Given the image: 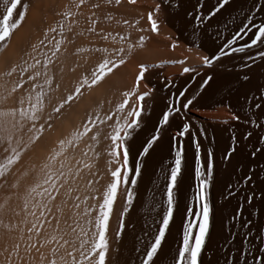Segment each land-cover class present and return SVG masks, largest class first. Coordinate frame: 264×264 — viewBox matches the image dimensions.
Returning <instances> with one entry per match:
<instances>
[{"label": "snow or ice", "instance_id": "1", "mask_svg": "<svg viewBox=\"0 0 264 264\" xmlns=\"http://www.w3.org/2000/svg\"><path fill=\"white\" fill-rule=\"evenodd\" d=\"M113 2L120 6L122 0H107L108 4ZM135 2L136 0H127L128 4ZM232 3L233 0H217L215 7L207 15H200L199 11L194 9L193 13H185L184 17H177L176 22L182 25L184 31L191 29L193 34L197 31L203 34L204 29L201 25L204 22L210 25L217 13L223 17ZM85 5L86 0H70V3L56 10V19L51 22L41 19V26L35 38L27 41V46L20 49L16 59H10L6 55L0 56V63L4 64V69L0 71V181H3L0 187L8 188L11 192L10 195L0 198V257H3L0 264H121L120 248L125 227L123 216L133 204V189L141 175V160L155 151L154 145L162 139L161 131L174 126L178 131L171 139L176 141V150L164 172L166 183L161 203L165 207L160 219L156 221L157 227L152 228L151 235L145 232L148 239L143 251L140 248L136 251L141 254L140 264H160V261L168 256L164 244L171 233L170 226L174 220V212L179 208L181 184L187 173L189 179L194 175L196 190L194 206L186 207L184 215L195 216L196 220H182V233L174 249L169 250L173 253L171 257L173 264H203L201 256L206 250V241L210 237L212 216L206 189L211 187L214 162L210 158L211 154H208L202 165L199 143L195 144L194 166L188 159L178 138H183L189 133L190 124L182 122L185 118L181 116L182 130H179L180 123L172 117L174 112L179 113L181 109L175 108V101L171 97L167 95L158 97L157 92L147 86L145 74L149 68L146 63H139L138 72L131 86L120 93V98L114 107L103 117L98 112L95 116L89 115L79 128L74 129L68 136L58 139L39 164L32 161L29 156L42 140L45 128L52 129L53 124L50 121L53 114L58 115L65 105L81 94L82 88L97 86L109 73H112L113 69L124 65L125 55L130 56L136 47L130 43L127 45V51L124 47L114 50L112 53L114 59L109 58L107 48L77 47L76 54L95 52L102 53V57L90 75L81 77L74 90L61 98L60 102L46 113V99H50L49 90L55 91L52 89L55 71H64L61 59L64 55L62 48L66 51L68 45L73 43L69 34H75L74 29L79 24L78 16L81 14L79 10ZM92 7L99 8L100 5L93 4ZM257 7L261 13H264V4ZM39 8V4L27 3L23 0H0V53H7L12 47L13 39L25 29L26 24L29 25V31L36 29L35 20L30 22L29 19L30 9L38 13ZM176 8H179V3ZM222 9L224 12H221ZM154 13H160L158 4L147 14L150 28H138L137 31L160 34L159 27L167 23L168 17L166 15L155 17ZM108 19L111 20L112 17L109 16ZM245 19L249 22L243 24L241 21L242 26L238 25L236 32L237 37L241 39L246 37L243 40V47H232L231 52L246 53L247 49L255 48V55H247V59L253 63L259 59L260 63L256 64L255 69L247 63L244 64L245 68L255 73L257 69H264V16L259 22L254 16L246 15ZM124 23L127 24L128 21L125 20ZM87 24L88 33L101 35L96 32L97 20L93 16L87 17ZM83 34L79 33L81 36ZM107 38L102 36V39L107 40ZM124 39L125 37H121V40ZM145 40L144 36L139 37V47H144ZM232 43L233 40H228L219 50L213 45L207 55H198L197 59L205 68L212 69L214 62L230 55L225 49L231 47ZM170 47L175 49L178 45L172 43ZM174 63L182 66V74L196 71L192 67L183 66L184 60ZM154 66L160 67V65ZM240 79L245 82L242 87L247 91H251V86H255L259 93V97H252V103L249 105L250 115L256 117L255 121H251V127L264 129V119H261L264 117V85H254L253 77L248 74H244ZM142 80L145 82L143 90ZM212 80V75H206L201 87L205 85L210 87L209 82ZM164 87L167 88L168 84L166 83ZM247 91L244 93L246 100ZM179 95L185 97V92L180 91ZM158 99L163 100L164 107L156 116L150 138L142 143L140 149H136V155L140 160L136 161L133 169H130L129 157L133 154L136 141L133 133L141 130L142 124L146 128L148 122L152 121L151 110H154ZM203 99V96L199 100L196 97H185L186 102H183L182 108L186 111L190 105L195 107V103ZM253 107L257 111H252ZM231 119L237 121L239 116L233 114ZM97 121L100 124L106 123L110 129L105 134V139L109 141L107 149L109 179L99 191L92 188L94 181L88 179L86 181L88 194L81 197L78 182L83 179L84 172L97 177L96 183L99 182L97 172L93 170V156L87 149L82 152V158L69 157L67 152L69 148L75 149L85 137H89L92 142L88 148L95 147L100 135ZM248 122L246 120V123ZM93 129L97 130L93 131ZM253 135L255 133L249 131L243 134L242 139L249 140ZM190 140H192L191 136ZM192 142L195 143L194 140ZM258 142L264 145V136H259ZM252 143V151L245 152L247 145L239 146L237 138L233 137V146L226 150L224 160L229 161L230 157L241 155L245 158L251 157L252 159L248 161L250 164L257 155L264 158V147H257L256 142ZM245 168L247 173L243 175V180L251 181L257 176L247 164ZM236 171L242 170L237 168ZM129 183L132 187H128ZM121 186L126 193V200L120 213L119 227L113 235H110V218ZM256 187L260 192L257 198L264 209V177L259 178ZM229 196H232L231 191ZM252 199L251 195L247 197L249 203ZM89 200L91 204L88 203ZM239 214L240 209L237 210V215ZM250 223V221L245 222L243 227L248 228ZM249 235L245 234L244 239H249ZM258 251L261 253L258 259L254 254L252 260L244 255L242 262L240 256L227 257L226 264H264V246L258 247Z\"/></svg>", "mask_w": 264, "mask_h": 264}, {"label": "rangeland", "instance_id": "2", "mask_svg": "<svg viewBox=\"0 0 264 264\" xmlns=\"http://www.w3.org/2000/svg\"><path fill=\"white\" fill-rule=\"evenodd\" d=\"M199 1L200 0H136L134 4H128L127 0H122L121 5L117 6L114 2L108 4L107 0H86V5L79 10L81 14L78 16L79 24L75 26L74 29L75 34H69V38L73 43L68 45L66 51L62 48L64 55L61 59L64 71H55V82L52 85V89L55 91L51 89L49 90L50 99H46V113L50 112L51 107L58 104L61 98L66 97L74 90V86L81 77L90 75L91 71L94 70L95 65L102 57V53L95 52L76 54L77 47H87L91 49L107 48L110 59L115 58L112 56V53L120 47H124L125 51H127V45L130 43L136 45V47L130 56L125 55L126 63L113 69L112 73H109L103 81L97 85L98 87L93 86V90L92 88L87 87L82 88L81 94L74 98L73 101L69 102L68 105H65L58 115L53 114V118L50 121L53 124L52 129L49 130L45 128L44 135L46 136L43 135L42 140L35 146L33 152L30 153L29 156L32 154L35 156L34 153L36 149L44 150L47 146L49 147L50 136L53 130L58 131V141V139L62 138L64 127L72 129L73 127L79 128L89 115L95 116L97 112L103 117L112 107H114L115 103L120 98V93L131 86V82L138 72L139 63H146L148 65L149 71L145 74L148 82L147 86L152 87L154 92H157L158 97H165L166 95L171 97L175 101V108L181 109L179 113L174 112L172 117L177 119V123L181 124L179 130H182V122H188L190 124L189 133L183 138L178 139L180 140L188 159L192 161L193 166L195 153L193 150H195L196 143L199 142V144H202L201 136L206 135L205 129L212 128L223 131L230 129L233 130L235 126L242 124L244 120L240 117L237 121L231 119V116L236 113V109L227 102L219 101L207 104L201 100L199 103H196L195 107L190 105L189 109L186 111L182 108L183 102H186L184 99L185 97L193 98L195 96L196 99L199 100L200 97L203 96L202 93L207 85L203 88L201 85L202 80L206 75H212L214 77L217 70L220 72V68H224V66H227L230 62L231 64H228V68L225 67L227 70L224 68L225 71L221 70V74H228L230 78L235 79L237 84L234 87V93L241 95L242 99L245 97V90L242 87L245 82L243 80L239 81V78L243 76V74H248L249 76L252 74L248 68L244 67V64H249L251 62V60L249 61L247 59V55H250L251 53L253 54L252 51H254L255 48L249 49V51L247 49L246 56L243 57L242 61H239L235 60V58L239 55L243 56L245 53H232L231 47H229V49H226L225 51L230 53V55L227 57H221L220 62H214V67L212 69L205 68L201 61L197 59L198 55H207L208 51H210L209 49L213 47V44L208 45L205 44L204 41H200L196 33L193 34L191 29L184 31L182 25L176 22V18L184 17L185 13H193L192 8L199 10L200 13H205L206 9L204 3H201L202 0ZM23 2L39 4L40 6L38 13L30 9L31 12L29 19L30 22L33 19L35 20L36 29L34 31H29V25L26 24L23 32L26 33L27 44V41L30 40L32 34L35 32V36L39 31L41 19L46 22H51L53 19H56V10L60 9L63 5L70 3V0H23ZM177 3H179L178 9L176 8ZM93 4H99L100 7L93 8ZM157 4L160 7V13H154V16L160 17L166 15L168 17L167 23L160 25L159 27L160 34L153 35L150 31H137L138 28H150L147 23V14L149 10L155 8ZM214 7L215 6H212L210 9L212 10ZM73 10L75 11V9ZM253 11H251L252 13L250 16H254L256 21L259 22L262 16H264V13H262V15L258 9ZM257 14L259 15L257 16ZM89 16H93V18L97 20L96 32L101 35L90 34L86 31L88 26L87 17ZM109 16L112 17L111 20L108 19ZM125 20L128 21L127 24L124 23ZM245 21L246 19L243 20V24L249 22L248 20ZM240 24L241 22L239 25ZM26 27H28V29ZM237 30L235 32H237ZM81 32L84 33L83 36L79 35ZM235 32H232L231 36L223 38V44L231 39L233 40L232 47H243V40L246 39V37L241 39L236 36ZM102 36H107V40L102 39ZM140 36L146 38L143 48L139 47ZM113 37H115V41H113ZM121 37H125V39L121 40ZM165 37L168 38L166 39ZM172 43H176L178 47L172 49L170 47ZM214 46L216 48L221 47V45ZM22 48L21 44H19V51ZM2 54L3 53H0V56ZM4 54L2 56H4ZM230 57L231 59H229ZM178 60H184L185 64L183 66L192 67L196 69V71L182 74V66L174 63V61ZM221 60L224 61L221 62ZM218 64H220L221 67H219L220 65ZM223 64L224 66H222ZM154 65H160V67H155ZM215 65L217 67H215ZM236 66L241 68L238 69ZM252 66L253 65H251V67ZM3 69L4 64L2 63L0 71ZM240 69H242V71ZM234 75L236 76L235 78ZM166 83L168 84L167 88L164 87ZM144 87L145 82L142 80L141 89L143 90ZM193 90H198L199 92L196 91L198 92L196 93ZM180 91L185 92V97L179 95ZM247 96L249 98L247 100L245 98V101L243 100L242 104V110L244 109L245 113L241 110L240 111L247 117V120L250 118L248 121H255L256 117L251 116L249 112V105L252 103L253 96L248 92ZM257 97H259V95ZM157 103L164 102L163 100L158 99L156 104ZM252 111L257 110L253 107ZM152 113L153 110H151V114ZM236 115L238 114L236 113ZM181 116L185 118L182 122L180 121ZM261 119H264V117ZM96 123L100 130V135L98 137V142L95 143V147L92 151L95 154H98L97 157L99 156V160L97 159L98 161L96 158L94 160L95 163L93 169L97 172L99 182L96 183L97 177H90L89 179L94 181L92 188L99 191L102 190V186L109 179L108 168L110 166L107 163V143L109 144V141L105 139V134L109 132L110 129L106 123L100 124L99 121ZM248 124L250 126L248 132L253 130L252 132H254L255 135L251 136L249 140L238 141L239 146L247 145V149H244L245 152L252 151V142H256L257 147H264V145H261L258 142V137L264 136V129L260 127L252 128L251 122H248ZM257 124H259L258 121ZM199 128H204V130L202 131ZM96 130L97 129H93V131ZM152 130L153 129H151L149 125L145 128L142 124L141 130H137V133H133L136 137V141L133 154L129 157L130 169L135 167L137 160H140L138 155H136V149H140L142 143L150 138ZM177 131L178 128L174 126L161 131L160 135L162 139L166 136L173 137L176 135ZM65 132L67 135L71 133L68 130ZM201 133H203V135H201ZM67 135L65 134L64 136L66 137ZM90 135L91 133L89 136ZM190 136L194 141L197 139L194 144L190 140ZM87 140L90 141L88 137ZM160 141L154 145L155 151H152L150 156H146L141 160V175L138 177L137 185L133 189V204L130 206L128 213H125L123 216L125 227L122 234V246L120 248V253L122 254H120V260L122 264L125 261L127 264H140L141 254L138 253L136 249L140 248L141 251H143L144 244L147 243L148 239V237L145 236V232H147L149 236L151 235L152 228L157 227L156 221L160 219V214L165 207V205L161 203L164 185L166 183L164 172L170 164L171 158L174 156L176 141L170 138V152L172 153L174 151V153H172L171 157H167L168 161L164 158L160 163L151 166V162L156 156L155 153L159 147ZM87 143L90 144L92 142L90 141ZM232 146L233 144L230 147ZM202 147L203 145L201 146L202 154L200 155L202 159L201 163L204 165L207 155L203 152ZM191 151L192 154H190ZM73 152L74 150L69 148L67 155L71 157ZM33 156H31L32 161ZM103 156H105V158ZM210 158L214 162V175L211 180V187L206 189V194L209 195V203L212 208L211 228L210 237L206 241V250L203 252L201 260L203 264H226L227 257L240 256L242 262L244 255H247V258L252 260L253 254L258 259L261 256L258 247L264 246V243H262V240H264V209H262L261 202L257 198L260 196V192L256 186L259 184V178L264 177V159L257 155V158L254 160L255 162L249 164L248 161L252 159L251 157L245 158L241 155H237L230 157L229 161L223 159L224 163H227V166L224 167V170L217 172L216 160L213 159V156ZM25 159L27 160L28 158L26 157ZM246 164L257 173V176H254L251 181L243 180V175L247 173V169L245 168ZM252 164H254V166ZM255 164L257 166H255ZM237 168L242 171H236ZM130 174L132 173L130 172ZM87 180L88 179L85 178L84 182L86 183ZM238 181L240 182L238 183ZM194 182V175L192 179H189L187 173H185L184 180L181 184L179 208L174 212V220L170 226L171 233L167 236V242L164 244L165 250H168V256L164 257L160 261V264H173L171 259L173 253L169 249H174L177 240L182 233V220H196L195 216L189 217L184 215L186 207L194 206V192L196 190ZM128 187H132L130 183ZM83 189H85V187ZM87 189L82 192L81 197L88 194ZM230 191L232 192V196H229ZM249 195L253 196L251 203L247 200ZM125 200L126 193L124 192L123 186H121L118 190L114 202V211L110 218V235H113L119 227L120 213L123 211ZM88 203L91 204V201L89 200ZM238 209H240L239 215H237ZM247 221H250L251 223L248 228H244L243 224ZM245 234H250L249 239H244Z\"/></svg>", "mask_w": 264, "mask_h": 264}, {"label": "bare ground", "instance_id": "3", "mask_svg": "<svg viewBox=\"0 0 264 264\" xmlns=\"http://www.w3.org/2000/svg\"><path fill=\"white\" fill-rule=\"evenodd\" d=\"M201 1V0H200ZM199 1V2H200ZM201 3H204L205 6V13L204 12H199L200 15H207V13L209 12V10H211L210 8H212V6H215V4L217 3V0H202ZM264 0H233L232 6L231 8H229V10L227 12H224V10H222L221 12H224L223 17H221L220 13H217L216 17L213 18L211 20V24L208 25L207 22H204L201 27L204 29L203 34H201L199 31H197L196 35L198 37V39H200V41H204L205 44H213V45H221V47L226 44L222 42L223 38H227V36H231L232 32H235L237 30V25H239V23L241 21H243L245 19V16H250V14L252 13L251 11L258 9L257 5L263 4ZM203 6V7H204ZM192 8V7H191ZM194 8H192V12H194L193 10ZM259 10V9H258ZM199 11V10H198ZM202 11V10H201ZM31 12V11H30ZM254 12V11H253ZM257 12V11H255ZM260 12V11H259ZM258 12V13H259ZM261 13V12H260ZM262 14V13H261ZM259 14H257L258 16ZM263 15V14H262ZM219 21V22H218ZM247 21V19H246ZM245 21V22H246ZM248 23V22H247ZM245 24V23H244ZM26 26V25H25ZM241 26V24H240ZM28 29V27H26ZM24 30H22L19 34H17V36L13 39L12 42V47L8 49L7 53H3L4 55H6L8 58L10 59H16L17 56L19 55V44H21V47H26V33L23 32ZM192 31V30H191ZM35 33V32H34ZM34 33L32 34L30 39H34ZM236 33V32H235ZM195 36V35H194ZM196 38V37H195ZM196 40V39H195ZM228 40V39H226ZM211 41V43H210ZM219 41V42H218ZM218 42V43H217ZM202 43V42H201ZM223 45H222V44ZM207 45V47H208ZM241 45V44H240ZM205 46V45H203ZM212 46V45H211ZM234 47V46H233ZM237 47V46H236ZM212 48V47H211ZM220 47L217 48V50H219ZM232 48V46H231ZM209 49V47H208ZM229 49V48H226ZM225 49V50H226ZM211 50V49H209ZM249 51V49H248ZM247 51V52H248ZM252 51V50H251ZM253 54L251 53L250 55H255L256 49L254 51H252ZM238 53V52H237ZM2 54V55H3ZM247 53H245V55H237L238 57L235 58V60H239L242 61L243 57L246 56ZM1 55V56H2ZM231 59V57L229 58ZM228 60V59H227ZM233 60V59H232ZM224 60H221V62ZM226 61V60H225ZM250 61V60H249ZM220 62V61H219ZM218 62V63H219ZM228 62V61H227ZM230 62V61H229ZM235 62V61H234ZM237 62V61H236ZM248 62V61H247ZM224 63V62H223ZM233 63V61H232ZM260 61L259 59H257L255 61V63H253L252 61L249 63L252 66L253 69L256 68V64H259ZM217 64V63H215ZM222 64V63H221ZM226 64V63H224ZM224 64L222 66H224ZM228 64H231L228 63ZM227 64V66H228ZM242 64V63H239ZM2 65V63H0V66ZM220 65V64H218ZM235 65V64H234ZM227 66H224L227 67ZM230 66V65H229ZM233 66V65H232ZM238 66V65H237ZM236 66V67H237ZM215 67H217L215 65ZM221 67V65L219 66ZM223 67H221L220 69L222 71H225ZM228 68V67H227ZM238 68V67H237ZM241 68V67H239ZM238 68V69H239ZM218 69V68H217ZM226 69V68H225ZM244 69V68H243ZM217 70L216 73L214 74L213 80L210 81V87L207 86L202 95L204 97L203 102L210 104V103H215V102H227L229 103L231 106H233V108L236 109V113L239 115L240 118H242L244 121L242 124H239L238 126H235V128L233 130H220V129H212V128H208L205 129L206 131V135L201 136L202 140L200 144L201 146L203 145V152L207 155L211 154V157L213 156V159L216 160V171L219 172L221 170H224V167L227 166V163H224V154L226 152V150H228L230 148V146L233 144V137H236L237 140L239 142L243 141L244 139H242V136L244 133H247L249 130V124L246 123V116L243 114L244 109L242 110L243 107H241V105L243 104V100L245 101V97L242 99L241 95H237L234 93V87L236 86L237 82L235 81V79H232L229 77V75H223ZM227 70V69H226ZM242 71V69H240ZM218 72V74H217ZM251 73V72H250ZM239 75V74H238ZM241 75V74H240ZM244 75V74H243ZM236 76L234 75V78ZM250 77H253V82L254 85H264V69H257L255 71V73L252 72V74L250 75ZM194 78V77H193ZM241 79L239 78V81ZM206 86V85H205ZM98 87V86H97ZM244 88V87H243ZM98 89V88H97ZM93 90V88H92ZM188 90V89H187ZM199 90V89H198ZM198 90H193V91H198ZM239 90V89H238ZM245 92L247 91L246 88H244ZM100 91V90H99ZM241 91V90H240ZM96 92V91H95ZM199 92V91H198ZM196 92V93H198ZM201 92V91H200ZM244 92V93H245ZM248 93H251L252 96L257 97L259 95V93L256 91L255 86H251V91H247ZM237 93V91H236ZM201 94V93H200ZM199 94V95H200ZM192 95V94H191ZM190 95V96H191ZM195 95V94H194ZM99 96V95H98ZM249 96V95H248ZM195 97V96H194ZM189 98V97H188ZM249 98V97H248ZM185 99V98H184ZM184 101V100H183ZM201 101V100H200ZM161 102V101H160ZM196 105V103H195ZM245 105V104H244ZM164 107V103H157L154 107L153 113H152V121H149L148 125L149 127H151V129L154 128V121L156 120V116L158 113H160L161 109ZM243 112H241V111ZM235 113V114H236ZM245 113V112H244ZM230 114V113H229ZM176 118V117H175ZM214 119V118H213ZM250 119V118H249ZM248 119V120H249ZM177 120V119H175ZM190 120V119H187ZM192 121V120H191ZM193 122V121H192ZM251 122V120L249 121ZM194 124V123H193ZM199 124V123H198ZM181 125V124H180ZM78 128V127H75ZM69 128V127H64L62 131L63 135L62 138H64L65 134L67 135V133L65 132L66 130L72 132L74 129ZM207 128V127H206ZM202 131L204 130V128H199ZM262 130V129H261ZM47 131V130H46ZM199 131V130H198ZM253 131V130H252ZM106 132V131H105ZM192 132V131H191ZM262 132V131H261ZM193 133V132H192ZM195 133V132H194ZM197 133V132H196ZM234 133V134H233ZM205 134V133H204ZM263 135V134H262ZM46 136V135H44ZM57 136H58V131L53 130L51 133V138H50V143H49V147L47 146L46 149L41 150V149H36L35 150V156H33V154L31 156H33V161L36 162L37 164H39V161L44 157V155L46 154V152L48 151V149L50 147H52V145L57 141ZM68 136V135H67ZM171 136V135H170ZM199 136V135H198ZM48 138V137H47ZM89 138V137H88ZM170 138L169 136L164 137V139H162L159 143V147L155 153V157L153 158L152 162H151V166H154L158 163H160L164 158L167 159V157H171L172 153H174V151L171 153L170 152ZM193 140V139H192ZM191 140V141H192ZM197 140V139H196ZM195 140V141H196ZM200 140V137H199ZM48 141V140H47ZM102 141V140H101ZM255 141V140H254ZM90 142L89 140H87V137H85L83 139V141H81L78 146L73 149V155H71V157H81L82 158V152L87 149L90 153V155L93 156V160L92 162L95 163V158L96 160L99 158V156L97 157V155H95V153L92 151L94 148H88V143ZM141 142V141H138ZM198 142V141H197ZM250 142V141H249ZM193 143V142H192ZM199 143V142H198ZM245 143V142H244ZM106 144V143H105ZM194 144V143H193ZM108 145V143H107ZM250 145V144H249ZM247 149V148H246ZM195 151V150H193ZM101 153V152H100ZM104 153V152H103ZM175 154V153H174ZM190 154H192V151L190 152ZM195 154V153H194ZM202 154V153H201ZM30 156V157H31ZM70 157V156H69ZM105 158V156H103ZM108 157V156H107ZM264 159V158H263ZM99 160V159H98ZM97 160V161H98ZM202 160V159H201ZM262 160V159H261ZM105 161V160H104ZM168 161V159H167ZM204 161V160H203ZM202 161V162H203ZM255 162V161H254ZM259 162V161H258ZM104 163V162H103ZM262 163V162H261ZM104 165V164H103ZM242 165V164H241ZM254 166V164H252ZM255 166H257L255 164ZM157 168V166H156ZM251 168V167H250ZM153 169V168H152ZM262 169V168H261ZM96 171V170H94ZM258 171V170H257ZM149 173V172H148ZM259 174V173H258ZM261 174V173H260ZM147 176V175H146ZM162 176V175H161ZM90 175H88L87 172L83 173V179L80 180V195L82 194L83 191H85L87 188L86 183L84 182L85 178L89 179ZM154 179V178H153ZM158 179V178H156ZM162 179V178H161ZM151 181V179H150ZM157 182V181H156ZM79 183V182H78ZM162 183V182H161ZM195 183V182H194ZM85 187V189H83ZM158 188V187H157ZM214 188V187H213ZM88 190V189H87ZM152 190V189H151ZM157 190V189H156ZM210 191V190H209ZM153 192V191H152ZM244 192V191H243ZM85 193V192H84ZM155 194V193H154ZM136 199V198H135ZM152 199V198H151ZM149 201V200H148ZM150 203V202H149ZM154 204V203H153ZM150 205V204H149ZM148 208V207H147ZM146 208V209H147ZM257 208V207H256ZM156 211V210H155ZM148 212V211H147ZM151 213V212H150ZM154 213V212H153ZM155 214V213H154ZM153 215V214H152ZM142 217V216H141ZM153 218V217H152ZM153 227V226H152ZM151 230V229H150ZM260 253V252H259ZM122 255V254H121ZM125 257V256H124ZM122 264V263H121Z\"/></svg>", "mask_w": 264, "mask_h": 264}, {"label": "crops", "instance_id": "4", "mask_svg": "<svg viewBox=\"0 0 264 264\" xmlns=\"http://www.w3.org/2000/svg\"><path fill=\"white\" fill-rule=\"evenodd\" d=\"M9 179H11V178H9ZM2 183H3V181H0V184H2ZM10 194H11V192L8 188L0 187V198H3V197L8 196ZM5 223H7V220H5ZM2 260H3V257H0V261H2Z\"/></svg>", "mask_w": 264, "mask_h": 264}]
</instances>
